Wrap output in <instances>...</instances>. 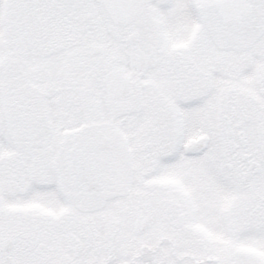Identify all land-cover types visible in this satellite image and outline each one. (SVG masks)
I'll return each instance as SVG.
<instances>
[{"label":"snow or ice","instance_id":"1","mask_svg":"<svg viewBox=\"0 0 264 264\" xmlns=\"http://www.w3.org/2000/svg\"><path fill=\"white\" fill-rule=\"evenodd\" d=\"M0 264H264V0H0Z\"/></svg>","mask_w":264,"mask_h":264}]
</instances>
